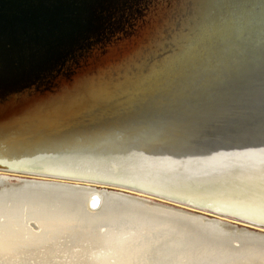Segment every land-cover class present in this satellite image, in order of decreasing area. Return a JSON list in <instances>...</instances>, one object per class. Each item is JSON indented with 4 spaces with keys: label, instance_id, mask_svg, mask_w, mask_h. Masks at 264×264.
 Masks as SVG:
<instances>
[{
    "label": "water",
    "instance_id": "obj_1",
    "mask_svg": "<svg viewBox=\"0 0 264 264\" xmlns=\"http://www.w3.org/2000/svg\"><path fill=\"white\" fill-rule=\"evenodd\" d=\"M0 180L264 233V0H0Z\"/></svg>",
    "mask_w": 264,
    "mask_h": 264
},
{
    "label": "bare ground",
    "instance_id": "obj_2",
    "mask_svg": "<svg viewBox=\"0 0 264 264\" xmlns=\"http://www.w3.org/2000/svg\"><path fill=\"white\" fill-rule=\"evenodd\" d=\"M96 193L0 180V264H264V233L132 194L92 210Z\"/></svg>",
    "mask_w": 264,
    "mask_h": 264
},
{
    "label": "rangeland",
    "instance_id": "obj_3",
    "mask_svg": "<svg viewBox=\"0 0 264 264\" xmlns=\"http://www.w3.org/2000/svg\"><path fill=\"white\" fill-rule=\"evenodd\" d=\"M22 183L23 182H14V181H6V185H10V186H20V185H22ZM101 192V191H100ZM102 192H104V191H102ZM109 193H114V192H109ZM119 194V193H118ZM121 194V193H120ZM123 194V193H122ZM126 196H131V195H128V194H126ZM133 197H136V196H133ZM147 201H149V200H147ZM151 202H153V203H159V202H156V201H151ZM161 205H166V204H163V203H161ZM167 207H171V209H180V208H176V207H172V206H170V205H167ZM181 211H186V210H183V209H181ZM188 212H190V211H187V213ZM188 214H191V213H188ZM191 215H195V214H191ZM223 222V221H222ZM226 223V222H225ZM30 228L31 229H33L34 231H37V232H39V230H40V228L38 227V225L36 224V223H34V222H31L30 223ZM257 234V233H256ZM264 235V234H263Z\"/></svg>",
    "mask_w": 264,
    "mask_h": 264
}]
</instances>
